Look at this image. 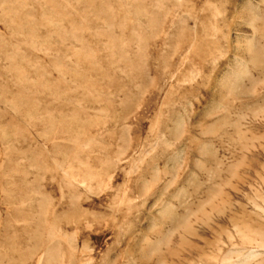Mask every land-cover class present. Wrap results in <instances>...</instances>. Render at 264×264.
<instances>
[{
    "label": "rangeland",
    "instance_id": "1",
    "mask_svg": "<svg viewBox=\"0 0 264 264\" xmlns=\"http://www.w3.org/2000/svg\"><path fill=\"white\" fill-rule=\"evenodd\" d=\"M157 262L264 264V0H0V264Z\"/></svg>",
    "mask_w": 264,
    "mask_h": 264
},
{
    "label": "bare ground",
    "instance_id": "2",
    "mask_svg": "<svg viewBox=\"0 0 264 264\" xmlns=\"http://www.w3.org/2000/svg\"><path fill=\"white\" fill-rule=\"evenodd\" d=\"M244 39V38H243ZM145 254V253H144ZM146 254H148V253H146ZM156 264V263H155ZM157 264H159V262H157Z\"/></svg>",
    "mask_w": 264,
    "mask_h": 264
}]
</instances>
